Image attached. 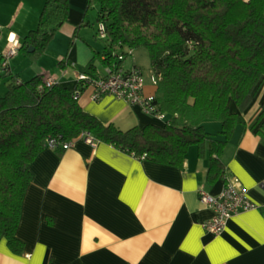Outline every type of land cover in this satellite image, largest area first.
<instances>
[{
  "label": "crops",
  "instance_id": "crops-1",
  "mask_svg": "<svg viewBox=\"0 0 264 264\" xmlns=\"http://www.w3.org/2000/svg\"><path fill=\"white\" fill-rule=\"evenodd\" d=\"M44 1L0 0L2 54L13 47L12 58L19 55ZM89 8L88 0H70L67 20L54 34L69 44L59 53L54 69L59 79L54 78L70 88L77 85L79 72L90 70V62L97 76L106 73L96 61L106 42L91 41V18L97 12ZM8 63L11 67L10 57ZM120 66L130 68L124 62ZM156 88L155 81L145 84L147 93ZM93 90L86 87L78 100L104 124L127 130L162 123L113 95L93 99ZM263 99L264 83L243 111L246 128L238 127L221 154L223 175L213 180L207 149L202 153L196 144L179 166L136 157L102 140L91 144L82 135L66 149L45 145L30 165L16 230L23 250L14 253L2 239L0 264H264V139L256 131L258 123L251 127ZM231 109L236 110L234 103ZM205 126L216 131L220 123L207 120ZM235 180L258 207L231 216L223 231L212 235L202 222L214 211L200 201L199 189L218 194Z\"/></svg>",
  "mask_w": 264,
  "mask_h": 264
},
{
  "label": "trees",
  "instance_id": "trees-1",
  "mask_svg": "<svg viewBox=\"0 0 264 264\" xmlns=\"http://www.w3.org/2000/svg\"><path fill=\"white\" fill-rule=\"evenodd\" d=\"M69 6L70 0H45L19 50L43 52L67 20ZM90 6L105 25L106 49L98 52L104 64L120 67L136 48L148 50L154 103L165 122L127 130L104 124L74 96L78 85L81 92L88 87L83 81L70 88L58 81L47 86L42 74L23 79L0 52V81L7 84L0 95V241L14 253L24 247L16 230L30 165L47 140L90 132L94 140L136 157L178 166L196 144L202 153L207 149L213 180L223 175L221 154L238 127L246 128L243 111L264 83V0H88ZM87 67L85 73L97 76L93 62ZM207 120L220 128L207 129ZM257 123L264 139V99L251 127Z\"/></svg>",
  "mask_w": 264,
  "mask_h": 264
},
{
  "label": "built area",
  "instance_id": "built-area-1",
  "mask_svg": "<svg viewBox=\"0 0 264 264\" xmlns=\"http://www.w3.org/2000/svg\"><path fill=\"white\" fill-rule=\"evenodd\" d=\"M97 32L102 38L106 35L103 22L98 24ZM10 50L9 54L15 52V48L13 47ZM9 54L6 55L7 59L4 64L8 63ZM77 80L83 81V85L94 88L91 96L93 99L102 94H110L130 104L139 105L145 112L153 114L156 118L165 122L164 114L157 110V105L154 103V93L145 92V77L139 66L134 65L128 69H124L122 66L109 68L102 76H93L85 72H79ZM55 81L52 75L45 77V84L47 86H50ZM81 93L78 85L74 90V96L80 97ZM82 136L87 142L95 144V140L90 132H83ZM46 146L66 149L71 146V140L59 141L49 139L46 141ZM199 197L203 204L211 207L214 211L210 218L202 222L204 230L212 235L220 234L231 216L240 211L258 207V204L248 196L247 191L239 187L237 180L228 181L218 194H211L205 189L200 188Z\"/></svg>",
  "mask_w": 264,
  "mask_h": 264
},
{
  "label": "rangeland",
  "instance_id": "rangeland-1",
  "mask_svg": "<svg viewBox=\"0 0 264 264\" xmlns=\"http://www.w3.org/2000/svg\"><path fill=\"white\" fill-rule=\"evenodd\" d=\"M89 12H96V8L94 6H90ZM92 14V13H91ZM94 19V27H93V33L95 37L91 40L93 43H101L105 42V39L100 37L98 33H95V30H97V19L93 15ZM36 27V26H35ZM53 38L48 43L46 49L41 53L36 54H26L24 52H20L18 56H15L12 58L13 55L10 54V61H11V68L12 70L17 73L21 78L28 79L38 73V70L42 69L45 72L44 77L49 76L48 74H51L53 77L59 79V75L54 72V69L58 70V61H59V53L60 51H64L68 47V43L60 42V37L58 39ZM53 40V41H52ZM1 42V40H0ZM5 49L3 47V44L0 43V50ZM98 62L99 67L101 68L102 72H107L109 66H105L103 62L98 59H96ZM129 64V67L134 66L136 63L139 65L143 71L144 77H145V83L154 82L152 71L150 69V57L148 50L145 47H138L136 48L132 54L126 55L125 59L122 61V63ZM7 84L5 83V80L0 81V95H3L6 91Z\"/></svg>",
  "mask_w": 264,
  "mask_h": 264
},
{
  "label": "water",
  "instance_id": "water-1",
  "mask_svg": "<svg viewBox=\"0 0 264 264\" xmlns=\"http://www.w3.org/2000/svg\"><path fill=\"white\" fill-rule=\"evenodd\" d=\"M33 49L32 47L29 48V50Z\"/></svg>",
  "mask_w": 264,
  "mask_h": 264
}]
</instances>
